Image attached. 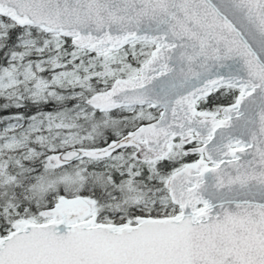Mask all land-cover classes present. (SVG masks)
Instances as JSON below:
<instances>
[{
    "label": "snow or ice",
    "instance_id": "1",
    "mask_svg": "<svg viewBox=\"0 0 264 264\" xmlns=\"http://www.w3.org/2000/svg\"><path fill=\"white\" fill-rule=\"evenodd\" d=\"M0 264H264V0H0Z\"/></svg>",
    "mask_w": 264,
    "mask_h": 264
}]
</instances>
